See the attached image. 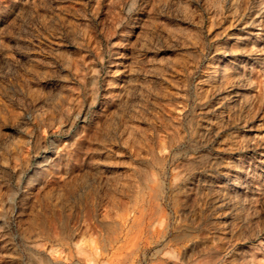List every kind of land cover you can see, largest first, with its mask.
<instances>
[{
  "label": "rangeland",
  "instance_id": "1",
  "mask_svg": "<svg viewBox=\"0 0 264 264\" xmlns=\"http://www.w3.org/2000/svg\"><path fill=\"white\" fill-rule=\"evenodd\" d=\"M0 264H264V0H0Z\"/></svg>",
  "mask_w": 264,
  "mask_h": 264
}]
</instances>
